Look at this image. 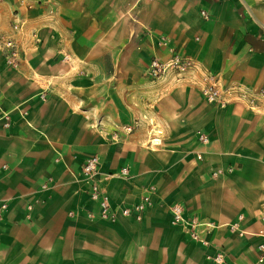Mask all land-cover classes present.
I'll list each match as a JSON object with an SVG mask.
<instances>
[{
	"label": "crops",
	"instance_id": "0c3cea01",
	"mask_svg": "<svg viewBox=\"0 0 264 264\" xmlns=\"http://www.w3.org/2000/svg\"><path fill=\"white\" fill-rule=\"evenodd\" d=\"M262 25L264 0H1L0 38L22 52L17 67L0 52V264H264ZM171 48L195 70L148 77ZM204 70L239 98L208 103ZM93 155L128 169L102 182L113 219L76 177ZM144 197L140 219L121 213Z\"/></svg>",
	"mask_w": 264,
	"mask_h": 264
},
{
	"label": "built area",
	"instance_id": "2783aa9c",
	"mask_svg": "<svg viewBox=\"0 0 264 264\" xmlns=\"http://www.w3.org/2000/svg\"><path fill=\"white\" fill-rule=\"evenodd\" d=\"M1 1V0H0ZM21 7L26 10L34 8L40 0H18ZM200 14L204 19L209 18V13L205 9H200ZM23 22L15 14V19L12 22V29L15 32H20ZM261 33L264 34V25L260 28ZM157 43L166 44V38L161 36ZM0 52L2 53L6 63L12 67H17L19 64L20 54L22 52V46L13 36H5L0 38ZM196 63L193 58L182 53L176 48L170 49V54L167 58L162 59L156 55L150 56L146 65L147 76L152 79H159L165 76H173L177 79L182 78L187 72L195 70ZM200 92L203 98L211 104L225 105L233 99L239 98L236 90L234 88L222 89L218 75L210 70H204L201 75V86ZM260 92L264 94V89ZM252 101L251 99L249 100ZM7 124V123H6ZM127 131L132 130V126H125ZM196 138L201 143H207L208 137L202 132H197ZM197 158H201L200 154H197ZM100 162L97 156L93 155L87 157L81 164L78 176L81 181L87 184L89 196L97 201L101 208L102 217L113 219V211L108 202V197L105 189L102 187V182L108 180L113 176L125 178L128 176L127 167H120L119 170L109 173L100 174ZM217 172H213L216 175ZM148 202V198L144 197L140 203H137L131 207H126L121 209V213L124 215L134 214L136 219L141 218V213ZM6 208L5 203L0 204V219L2 212ZM171 212V222L173 224H181L186 227L189 231V235L192 239H197L198 234L196 232V227L201 225V222H195L186 219L182 214V207L178 204H172L169 207ZM231 225V227H233ZM258 251L260 256L258 260L264 259V244L258 245ZM208 259L212 264H236L232 262L225 253L221 250L210 254Z\"/></svg>",
	"mask_w": 264,
	"mask_h": 264
}]
</instances>
